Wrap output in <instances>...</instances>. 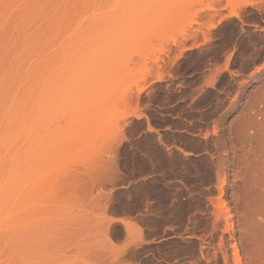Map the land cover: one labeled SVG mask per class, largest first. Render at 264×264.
<instances>
[{"label": "rangeland", "instance_id": "374dc122", "mask_svg": "<svg viewBox=\"0 0 264 264\" xmlns=\"http://www.w3.org/2000/svg\"><path fill=\"white\" fill-rule=\"evenodd\" d=\"M263 197L264 0H0V264H264Z\"/></svg>", "mask_w": 264, "mask_h": 264}, {"label": "bare ground", "instance_id": "6f19581e", "mask_svg": "<svg viewBox=\"0 0 264 264\" xmlns=\"http://www.w3.org/2000/svg\"><path fill=\"white\" fill-rule=\"evenodd\" d=\"M220 193H223V192H222V189H220ZM263 198H264V197H263ZM221 202H222V201H221ZM222 210H223V209H218V210H216V211H217V213H220V212H223ZM262 212H263V211H262ZM228 213H229V211L225 210V211L223 212V214H222V213H220V214H222V215H225V214H226V215H227ZM220 214H219V215H220ZM263 215H264V214H263ZM224 220H225V222H226V224H227V228L229 229V231L232 230V218H231V217H225ZM123 224L126 225L127 223H124V222H123ZM258 224H259V226H260L259 229L261 228V230H263V233H261L259 230H258V231H259V233L262 234V235L260 234V236L263 237V241H262V242H264V218H262V222H258ZM255 225H256V224H255ZM127 226H128V225H127ZM257 228H258V226H257ZM227 231H228V230H227ZM229 231H228V232H229ZM249 231L251 232V230H249ZM230 235H232V234H230ZM260 236H259V238H260V240H262ZM256 239H257V238H256ZM251 241H254V240H251ZM256 241H257V240H256ZM254 242H255V241H254ZM257 242H258V241H257ZM249 243H250V242H249ZM249 243H248V244H249ZM260 244H261V241H260ZM256 246H257V245H256ZM263 246H264V245H263ZM249 247H250V246H249ZM258 247L261 248L260 245H259ZM262 248H263V247H262ZM262 248H261V249H262ZM262 250H264V249H262ZM259 251H260V250H259ZM236 256H237V254H236ZM235 258H238V257H235ZM236 260H238V259H236ZM238 261H240V260H238ZM238 261H237V264H239Z\"/></svg>", "mask_w": 264, "mask_h": 264}]
</instances>
